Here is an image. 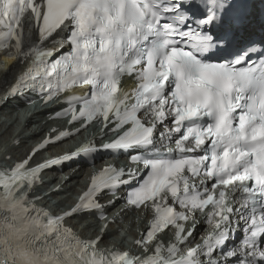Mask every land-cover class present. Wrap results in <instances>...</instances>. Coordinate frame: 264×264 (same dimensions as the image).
<instances>
[{
	"label": "snow or ice",
	"instance_id": "1",
	"mask_svg": "<svg viewBox=\"0 0 264 264\" xmlns=\"http://www.w3.org/2000/svg\"><path fill=\"white\" fill-rule=\"evenodd\" d=\"M25 29L35 43L25 44ZM61 33L68 47L56 55L43 45ZM0 48L22 65L0 90L4 104L34 93L64 103L57 115L80 123L76 132L95 121L115 134L30 166L33 150L0 169V264H264V8L255 0H0ZM100 152L124 153L130 166L101 170L59 215L28 199L41 171ZM126 186L125 202L153 213L135 241L140 255L66 226L103 213L100 197ZM197 213L210 226L199 243Z\"/></svg>",
	"mask_w": 264,
	"mask_h": 264
},
{
	"label": "bare ground",
	"instance_id": "2",
	"mask_svg": "<svg viewBox=\"0 0 264 264\" xmlns=\"http://www.w3.org/2000/svg\"><path fill=\"white\" fill-rule=\"evenodd\" d=\"M26 40H29V30L26 32ZM33 44V43H30ZM3 64L0 66V85L9 78L10 74L15 71L17 68L18 64H13L11 58H8L6 56H2ZM14 102H18L17 100H14ZM4 110H7L8 112L11 111V106L7 105L6 107L3 108ZM25 115L23 118H14L13 121L14 123L11 125L7 124V121H10L9 118H1L0 120H3L4 122L0 123V164L3 163L5 160L4 157L7 154L11 155V159H18L22 157L29 149L30 144H28L29 137H25V134L30 132V136L38 133L39 128H42L44 126V122H41L42 120L45 119V113L48 112L47 109H44L42 111L34 112L30 109V107L25 108ZM52 112V111H51ZM0 111V115H1ZM12 137H18L19 138V144L17 146H9L8 142L12 139ZM6 161V160H5ZM9 162V161H7ZM54 185V184H53ZM53 185L49 184H44L43 189H50ZM67 185V184H66ZM72 189V183H69V190ZM43 190V191H44ZM39 192L38 194H40ZM69 201L70 198L68 197ZM43 204H46L48 206H51L54 211L56 210H61L65 205H66V200L60 198L59 196H56L54 194H51L48 197H43L41 200ZM141 216V215H140ZM75 228H78L82 223L81 220H76L73 222ZM81 223V224H80ZM79 224V226H78ZM98 222L95 220H91L89 225L86 226L88 230H90V227L93 231V235L96 234V231L98 229ZM125 233L123 236L116 237L112 241L109 240L108 242H115L120 244L122 247H125L130 243V238H127V236H136L137 232H135V226L130 225L124 229ZM82 232L84 230L82 229Z\"/></svg>",
	"mask_w": 264,
	"mask_h": 264
}]
</instances>
